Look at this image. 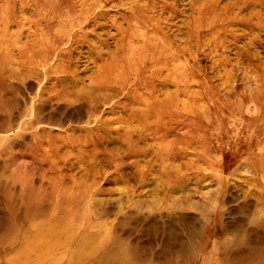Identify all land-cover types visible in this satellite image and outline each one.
Returning <instances> with one entry per match:
<instances>
[{
	"label": "rangeland",
	"instance_id": "obj_1",
	"mask_svg": "<svg viewBox=\"0 0 264 264\" xmlns=\"http://www.w3.org/2000/svg\"><path fill=\"white\" fill-rule=\"evenodd\" d=\"M0 264H264V0H0Z\"/></svg>",
	"mask_w": 264,
	"mask_h": 264
},
{
	"label": "bare ground",
	"instance_id": "obj_2",
	"mask_svg": "<svg viewBox=\"0 0 264 264\" xmlns=\"http://www.w3.org/2000/svg\"><path fill=\"white\" fill-rule=\"evenodd\" d=\"M57 225H59V223H58ZM50 227H52V224H51ZM50 227H49V228H50ZM57 227H58V226H57ZM49 228H48V229H49ZM52 229H53V228H52ZM49 230H50V229H49ZM50 231H51V230H50ZM51 232H52V231H51ZM56 232H57V231H56ZM57 233H60V232L58 231ZM45 236H46V235H45ZM70 236H71V235H70ZM43 238H44V237H43ZM47 239H48V238H47ZM47 239H46V240H47ZM81 240H82V239H81ZM44 242H45V241H44ZM87 242H88V241H87ZM81 244H82V243H81ZM83 244H84V242H83ZM61 246H62V245H61ZM76 246H78V245H76ZM47 247H48V246H47ZM78 247H79V246H78ZM44 248H45V247H44ZM61 248H62V247H61ZM43 250H44V249H43ZM54 250H56V248H55ZM72 250L74 251V249H72ZM81 250H82V249H81ZM56 251H57V250H56ZM58 251H59V250H58ZM46 253H47V252H46ZM44 254H45V253H44ZM44 254H43V255H44ZM53 255H54V254H53ZM45 256H46V255H45ZM107 256H108V255H107Z\"/></svg>",
	"mask_w": 264,
	"mask_h": 264
}]
</instances>
